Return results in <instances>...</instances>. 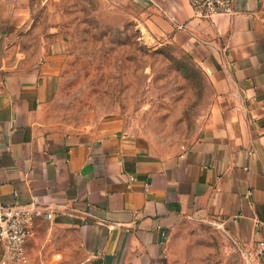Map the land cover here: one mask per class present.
Masks as SVG:
<instances>
[{"label": "crops", "instance_id": "1", "mask_svg": "<svg viewBox=\"0 0 264 264\" xmlns=\"http://www.w3.org/2000/svg\"><path fill=\"white\" fill-rule=\"evenodd\" d=\"M201 0H134L155 39L180 47L214 92L203 138L162 157L114 125L99 133L53 127L60 54L25 64L12 39L30 28L25 0H0V205L51 206L79 233L80 264L177 263L173 232L218 219L264 264V26L258 0L199 17ZM148 4V5H147ZM57 48V46H53ZM0 244V264L8 261Z\"/></svg>", "mask_w": 264, "mask_h": 264}, {"label": "rangeland", "instance_id": "2", "mask_svg": "<svg viewBox=\"0 0 264 264\" xmlns=\"http://www.w3.org/2000/svg\"><path fill=\"white\" fill-rule=\"evenodd\" d=\"M25 2L30 28L12 39L11 55L30 64L60 54L57 92L45 109L53 127L99 133L119 125L162 157L186 152L203 138L214 99L211 84L180 47L146 31L140 20L145 4ZM257 15L264 26V0H258ZM172 246L177 263L253 264L218 219L183 222ZM26 253V264H80L79 233L68 222H39Z\"/></svg>", "mask_w": 264, "mask_h": 264}, {"label": "built area", "instance_id": "3", "mask_svg": "<svg viewBox=\"0 0 264 264\" xmlns=\"http://www.w3.org/2000/svg\"><path fill=\"white\" fill-rule=\"evenodd\" d=\"M235 0H201L194 4L199 17L228 14L233 12ZM51 206L31 202L27 204L0 205V244L8 259L26 264V245L39 222L55 218Z\"/></svg>", "mask_w": 264, "mask_h": 264}]
</instances>
